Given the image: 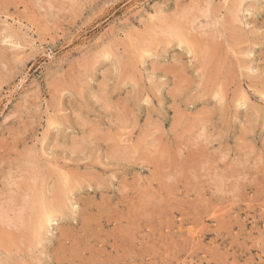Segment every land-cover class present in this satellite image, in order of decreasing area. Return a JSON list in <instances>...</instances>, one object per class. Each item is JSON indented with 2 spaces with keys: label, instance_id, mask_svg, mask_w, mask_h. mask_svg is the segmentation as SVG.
<instances>
[{
  "label": "rangeland",
  "instance_id": "374dc122",
  "mask_svg": "<svg viewBox=\"0 0 264 264\" xmlns=\"http://www.w3.org/2000/svg\"><path fill=\"white\" fill-rule=\"evenodd\" d=\"M233 1L0 0V209L44 173L73 191L39 244L0 232V262L264 264V0L237 42ZM207 3L218 32L170 35Z\"/></svg>",
  "mask_w": 264,
  "mask_h": 264
},
{
  "label": "bare ground",
  "instance_id": "6f19581e",
  "mask_svg": "<svg viewBox=\"0 0 264 264\" xmlns=\"http://www.w3.org/2000/svg\"><path fill=\"white\" fill-rule=\"evenodd\" d=\"M242 1L243 0H234L233 2H232V5H230V7L227 9V14L228 15H233V17H234V19L235 20H230L231 22H229L230 24L228 25V27H226V29H223L221 32H232V35H229L228 37H229V39L231 40V41H235V40H237V39H243L242 38V36L240 35H237V34H239V32H240V34H242L241 32H247V28H249V24L248 23H244L243 24V22H242V26H240V21H239V19H236V15L237 14H239V12L241 11V3H242ZM210 2V1H209ZM211 2H212V0H211ZM203 4V3H202ZM198 5V4H197ZM196 5V6H197ZM243 5V4H242ZM203 8H201V9H203V10H199V11H201L199 14H200V16H201V13L203 14V16H201V17H196V16H191L190 14H187V15H189V16H187V18L185 19V18H183L184 20H182V21H179L178 23H177V28L176 29H178V30H180V32H176V29H174L173 28V30H175V31H173V32H169L170 33V35H173L174 36V38L177 40L179 37H182V35L183 34H187V32H197V29H195V27L193 26V24H194V22L195 21H197L198 19H203L204 20V22L205 23H203V24H201L199 27H200V32H218V31H216V30H214L215 29V26H217V25H215V20L213 19V17L211 18V16H212V9H211V5L209 4V3H207L205 6L203 5L202 6ZM198 8V7H197ZM219 8V7H218ZM223 8V7H222ZM226 8V7H225ZM200 9V8H199ZM189 11V10H188ZM192 11H193V9H192ZM196 11H197V9H196ZM195 11V12H196ZM221 11H222V9H221ZM194 12V13H195ZM183 13V12H182ZM185 13V12H184ZM186 13H190V12H186ZM197 13H198V11H197ZM196 13V14H197ZM215 13H217V12H215ZM223 13V12H222ZM180 15V14H179ZM182 15V14H181ZM211 15V16H210ZM183 16V15H182ZM214 16V15H213ZM217 16H220V15H218L217 14ZM184 17H186V16H184ZM203 17V18H202ZM180 18V17H179ZM212 19L214 20V21H212ZM177 20V19H176ZM224 20V19H223ZM238 20V21H237ZM217 21V20H216ZM238 24H237V23ZM246 22V21H245ZM202 23V22H201ZM214 26V29L211 27V26ZM248 26V27H247ZM173 27V26H172ZM172 27H170V30H171V28ZM198 27V26H197ZM246 28V30H245V28ZM217 28V27H216ZM168 29H169V27H168ZM166 30V29H165ZM218 30V29H217ZM154 31H155V29H154ZM168 31V30H167ZM172 31V30H171ZM165 33V32H164ZM205 33V34H206ZM195 34V33H194ZM209 33H207V36H211V34H209ZM202 35H204V34H202ZM219 35V34H218ZM243 35V34H242ZM167 36V35H166ZM192 36H194V35H192ZM244 36H246V35H244ZM243 36V37H244ZM195 37V36H194ZM168 38H170V40L171 39H173V38H171V37H168ZM182 39H183V37H182ZM181 39V40H182ZM201 39H204L203 38V36H202V38ZM206 39H207V37H206ZM212 39L214 40V38H213V36H212ZM247 39V38H246ZM180 40V39H179ZM179 40H177V41H179ZM180 40V41H181ZM201 41V40H200ZM203 41V40H202ZM246 41V40H245ZM185 42V41H184ZM235 42H237V41H235ZM239 42V41H238ZM244 42V41H243ZM205 43H207V42H205ZM202 44V49L203 48H205V47H203V45H206V44ZM215 43V42H214ZM257 43H258V41H257ZM214 45V44H213ZM234 45V44H233ZM235 45H236V43H235ZM238 45V44H237ZM240 45V44H239ZM192 49H194V48H192ZM192 51V50H191ZM217 52V51H216ZM216 52H215V50H214V47L213 46H209V44L207 45V48L206 49H204L203 51H198L197 53L200 55V57H202V60L204 61V62H214V60H216ZM195 52H193V54H194ZM219 57H220V55H218ZM261 56H264V55H261ZM222 57V56H221ZM220 57V58H221ZM192 58V57H191ZM220 58H218V62H220ZM223 58V57H222ZM221 58V59H222ZM201 59V58H200ZM263 59H264V57H263ZM223 61L225 62L224 64H226V59L224 60L223 59ZM222 61V62H223ZM264 62V61H263ZM205 64V63H204ZM222 65L221 66H223V63H221ZM247 64V63H246ZM264 64V63H263ZM211 66H212V63L209 65V67L211 68ZM217 66H218V64H217ZM225 66V65H224ZM206 67V66H205ZM220 67V66H219ZM215 68H217V69H215V71L214 72H216L217 73V71H218V67H215ZM222 68V67H221ZM226 68H228V67H226ZM206 69H207V67H206ZM222 70V69H221ZM229 70V69H228ZM186 71V70H185ZM206 71V70H205ZM207 71H209V69L207 70ZM207 71L205 72V73H207ZM223 71V70H222ZM225 71H227V70H225ZM249 71V70H248ZM264 71V70H263ZM181 72V71H180ZM202 72H204V71H202ZM222 73V72H221ZM220 72H219V74H221ZM227 73L228 72H225V76H227L228 77V75H227ZM190 74V73H189ZM194 74V73H193ZM209 74V73H208ZM213 74H215V73H213ZM219 74L217 75V76H219ZM261 74V73H260ZM201 75V74H200ZM207 75V74H206ZM209 76V75H208ZM213 76V75H212ZM216 76V75H215ZM206 77V76H205ZM201 78V77H200ZM172 79V78H171ZM226 79H228V78H226ZM263 81V80H262ZM264 82V81H263ZM262 82V83H263ZM192 83V82H191ZM223 83H224V81H223ZM255 83V82H254ZM259 85H261V84H259ZM263 87H264V84H263ZM221 89V88H220ZM188 90V89H187ZM211 91V90H210ZM182 92H183V90H182ZM184 93V92H183ZM264 93V92H263ZM179 98V97H178ZM235 100V99H234ZM226 102H227V100H225ZM190 102V101H189ZM226 105V104H225ZM141 107V106H140ZM226 107V106H225ZM229 109V108H228ZM228 111V110H227ZM229 114V113H228ZM151 117V116H150ZM149 117V118H150ZM61 118V117H60ZM57 122V121H56ZM262 122V121H261ZM53 124V123H52ZM55 124V123H54ZM50 125V124H49ZM60 125V124H59ZM57 126V125H56ZM96 129V128H95ZM230 129V128H229ZM116 150V149H115ZM46 152V151H45ZM184 156V155H183ZM184 158V157H183ZM177 161V160H176ZM196 161V160H195ZM15 162V161H14ZM81 162H83V161H81ZM241 162V161H240ZM239 162V163H240ZM247 162V161H246ZM29 163V162H28ZM185 163V162H184ZM248 163H249V161H248ZM179 164V163H178ZM180 164H182V163H180ZM184 165V164H183ZM252 165V164H251ZM36 166V165H35ZM181 166V165H180ZM248 166V165H247ZM256 166V165H255ZM242 167V166H241ZM250 167V166H249ZM211 168V167H210ZM243 168V167H242ZM39 169V168H38ZM42 169V168H41ZM175 169V168H174ZM250 169H252L253 170V168L252 167H250ZM252 170H250V171H252ZM38 171V170H37ZM55 171V170H54ZM175 171V170H174ZM34 172V171H33ZM40 172V171H39ZM39 172H38V175H39ZM42 172H43V170H42ZM81 172V171H80ZM241 172V171H240ZM254 172V171H253ZM262 172V171H261ZM53 173V172H52ZM59 173V172H58ZM61 173H63L62 171H61ZM249 173V172H248ZM264 173V172H263ZM34 174V173H33ZM36 174V173H35ZM57 174V173H56ZM60 174V173H59ZM37 175V176H38ZM44 176H45V173L43 174ZM50 175V174H49ZM223 175V174H222ZM256 175V174H255ZM37 176H33L32 177V181L34 182V184L36 183L35 182V178L36 179H38V177ZM44 176H43V179H42V177H41V174H40V176L39 177H41V181L39 182V181H37V182H39V183H36V185H40V188L38 187L37 189H35V190H33L34 189V187H33V189H31V190H33L34 192H33V194L32 195H27V196H22V200H19V202H15L14 201V199H13V197L12 196H9V201H7V203L5 204V206H4V209L3 210H1V212H0V225H2V228L3 229H1L0 230V232H1V234L3 235L2 236V239L5 241V245L7 246L6 247V252H8V254L9 255H11V249H10V245H16L17 243H19L20 244V242H24V241H26V240H29V241H33V242H35V243H37V244H39L40 242H41V240H42V237L44 236L43 234L44 233H46L45 231H46V228L47 227H49V225L52 223V219H54V217H55V215L57 214V213H61V212H63L64 213V211H66L65 209H66V207H67V202L70 200V195H71V192H73L71 189H70V187H69V185H68V183L66 182L65 183V180L66 179H63V180H61L62 179V177H60L59 179H56V181L54 182V183H51L52 184V186L50 187L49 186V184L47 183L46 184V182H45V178H44ZM52 176V175H51ZM58 177L59 176H61V175H57ZM57 176H56V178H57ZM220 176V175H219ZM223 176H225V175H223ZM232 176V175H231ZM244 176H247V175H244ZM243 176V177H244ZM66 177H67V175H66ZM169 177V176H168ZM237 177H240V175H238ZM242 177V176H241ZM242 177V178H243ZM248 177V176H247ZM260 177V176H259ZM55 178V177H54ZM256 178V177H255ZM71 179V178H70ZM95 179V178H94ZM231 179V178H230ZM251 179H252V177H251ZM43 180V181H42ZM68 181H70L69 179H67ZM236 180V179H235ZM246 180V179H245ZM48 181H49V179H48ZM53 181V180H52ZM90 181V180H89ZM98 181V180H97ZM222 181H224V180H222ZM248 181V180H247ZM33 182H32V184H33ZM72 182V181H71ZM210 182V181H209ZM244 182H246V181H244ZM264 182V181H263ZM73 183V182H72ZM77 183V182H76ZM80 183V182H79ZM238 183V182H237ZM50 184V185H51ZM78 184V183H77ZM154 184V183H153ZM241 184H243V183H241ZM255 184V183H254ZM152 185V184H151ZM236 185V184H235ZM251 185V184H250ZM261 185V184H260ZM74 187H75V185H73ZM239 186H240V183H239ZM238 186V187H239ZM249 186V185H248ZM255 186V185H254ZM36 187V186H35ZM241 187V186H240ZM242 187H244V186H242ZM250 187V186H249ZM236 188H237V186H236ZM157 189V188H156ZM156 189H154V190H156ZM239 189V188H238ZM151 190H152V188H151ZM240 190V189H239ZM242 190V189H241ZM97 191H98V189H97ZM157 191V190H156ZM75 192V191H74ZM13 193V192H12ZM18 193V192H17ZM157 193V192H156ZM155 193V194H156ZM243 193V192H242ZM7 194V193H6ZM30 194V193H29ZM264 194V193H263ZM39 197V198H38ZM255 197V196H254ZM27 198V199H26ZM13 199V200H12ZM40 199H42L41 201H40V204L39 205H37V207H35L34 206V204H35V202H36V204H38V200H40ZM26 203L28 204V206H30V207H27L26 206ZM141 203L142 202H140V205H141ZM35 204V205H36ZM71 205V204H70ZM89 205V204H88ZM3 206V205H2ZM39 206V207H38ZM70 207V206H69ZM90 207V206H89ZM250 207V206H249ZM18 208V209H17ZM34 208H38V214L36 215V218L38 219V221H41L39 224L38 223H36L35 222V215H34V213H33V209ZM123 209V208H122ZM230 210V209H229ZM228 210V211H229ZM87 211V210H86ZM90 212V211H89ZM136 212H137V210H136ZM146 212V211H145ZM37 213V212H36ZM90 214V213H89ZM180 215V214H179ZM58 216V215H57ZM93 216V215H92ZM64 217V216H63ZM186 217V216H185ZM61 218V217H60ZM59 218V219H60ZM120 220V219H119ZM88 221H90V220H88ZM193 221V220H192ZM202 221V220H201ZM86 222V221H85ZM184 222V221H183ZM84 223V222H83ZM195 223H196V221H195ZM194 223V224H195ZM200 223H202V222H200ZM89 224V223H88ZM178 225V224H177ZM192 225V224H191ZM202 225V224H201ZM86 227H87V225H85ZM98 226V225H97ZM182 226V225H181ZM193 226V225H192ZM196 226H197V224H196ZM89 227V226H88ZM99 227V226H98ZM182 227H184V226H182ZM169 228V227H168ZM89 229V228H88ZM102 229V228H101ZM151 229V228H150ZM198 229V228H197ZM83 231V230H82ZM97 231H100V230H97ZM105 233V232H104ZM202 233V232H201ZM179 235V234H178ZM61 236H62V234H61ZM68 236V235H67ZM72 237V236H71ZM97 237V236H96ZM182 237V236H181ZM190 237V236H189ZM59 238V237H58ZM188 238V237H187ZM194 238V237H193ZM63 239H64V237H63ZM75 239H76V237H75ZM157 239V238H156ZM74 240V239H73ZM115 240V239H114ZM65 241V240H64ZM76 241V240H75ZM68 242V241H67ZM116 242V241H115ZM187 242H188V240H187ZM193 242V241H192ZM191 241H190V243L189 244H191L192 243ZM117 243V242H116ZM200 243H201V241H200ZM2 244V243H1ZM106 244H108V243H106ZM199 244V243H198ZM80 245V244H79ZM192 245H193V243H192ZM200 245V244H199ZM9 246V247H8ZM11 246V247H12ZM39 246V245H38ZM14 247V246H13ZM111 247V246H110ZM34 248V247H33ZM78 248V247H77ZM101 248V247H100ZM113 248V247H112ZM116 248V247H115ZM137 248V247H136ZM191 248V247H190ZM69 249V248H68ZM61 250V249H60ZM147 251V250H146ZM29 252H31V250H29ZM71 252V251H70ZM85 253V252H84ZM0 257L2 258V254L0 255ZM66 258H67V256H65ZM68 257H69V255H68ZM62 258V257H61ZM117 258V257H116ZM69 260V259H68ZM71 260V259H70ZM66 261V260H65ZM82 261V260H81ZM0 264H11L10 263V258L8 257V259H3L1 262H0ZM72 264V263H71Z\"/></svg>",
  "mask_w": 264,
  "mask_h": 264
}]
</instances>
